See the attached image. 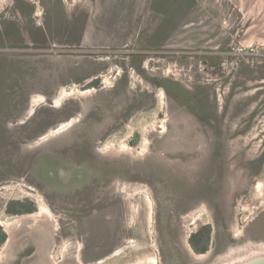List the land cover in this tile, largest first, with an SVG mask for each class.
<instances>
[{"label": "rangeland", "instance_id": "1", "mask_svg": "<svg viewBox=\"0 0 264 264\" xmlns=\"http://www.w3.org/2000/svg\"><path fill=\"white\" fill-rule=\"evenodd\" d=\"M235 1L156 0L161 16L151 0H0V224L23 218L3 262L18 236L34 244L23 264L264 251V43L246 41L264 3L244 0L243 14ZM11 202L43 203L52 220L7 215ZM200 226L196 259L186 242Z\"/></svg>", "mask_w": 264, "mask_h": 264}, {"label": "flooded vegetation", "instance_id": "2", "mask_svg": "<svg viewBox=\"0 0 264 264\" xmlns=\"http://www.w3.org/2000/svg\"><path fill=\"white\" fill-rule=\"evenodd\" d=\"M90 85L95 87L97 85V82H91ZM18 206L19 205H17V203H15V202L9 203L7 208H5L7 215L16 216V215L12 214V209L18 208ZM26 208H32V207L27 206ZM20 209H22V207H20ZM24 214H30V213H24ZM24 214H21V215H24ZM209 229H210L209 226H207V227L206 226H200L196 232H191L190 236L187 238V243H188V246L190 249V253L192 252L193 254H198V255H203V254L207 253V250H208L207 249V242H208V239L210 237V230ZM192 236L194 237L193 240H191ZM20 237L21 236H18V238H16V242L14 243L12 248L8 247V249L6 250L8 252V256H10V255H12V256H10V260H8V261L6 259L3 262V264H5L6 261H7L6 264H8V263L9 264H23V263H25V261L21 260L22 258L27 256V258H28L27 260H30V259H32L31 257L33 255H35V254H32L30 256L27 255L28 253L31 252L32 248L34 247V244L29 243L30 241L25 242L24 239L21 240ZM193 242H195L197 244V247L193 246ZM9 243H10V237H9L8 233L5 232V230L2 228V225L0 224V253L3 252L2 250L6 249L7 245L9 246ZM5 257H6V254H5Z\"/></svg>", "mask_w": 264, "mask_h": 264}, {"label": "bare ground", "instance_id": "3", "mask_svg": "<svg viewBox=\"0 0 264 264\" xmlns=\"http://www.w3.org/2000/svg\"><path fill=\"white\" fill-rule=\"evenodd\" d=\"M240 5H241V1H239ZM58 102V101H57ZM58 104V103H57ZM60 104V103H59ZM75 122V119H70V120H67L65 123H62L58 128L57 130H53V131H49L47 134H45L42 138H39L37 143H40L41 141L45 140V139H49V138H53V136L59 134L60 132L66 130L68 127H70L73 123ZM43 203H40L38 204V209L35 213L33 214H30L29 217L33 220H41L42 219H51L52 220V216L49 215V212L47 209H45V206L42 205ZM27 219V218H26ZM196 218H194V221H195ZM23 220L22 219H15L13 222H11L9 225L4 223V224H1L2 225V228H4L5 232H8L9 234H11L12 232V227H18L19 224L21 223V221ZM193 221V222H194ZM20 227V226H19ZM234 233V231H233ZM5 246V245H4ZM8 246V245H7ZM186 246H187V249L188 251L190 252V249H189V246H188V243L186 242ZM4 251V250H2ZM192 253V252H191ZM193 254V253H192ZM264 254V251H261V250H258V249H254V248H249L247 249V251L245 252H241V253H235L233 255H230V257L228 258L227 261H224V262H221L219 264H235L237 262H242L243 260H247L253 256H256V255H262ZM3 256H5V253L4 252H1L0 253V263L3 259ZM193 256L198 259V258H201L202 256L203 257H206V255H198V254H193ZM3 262V261H2Z\"/></svg>", "mask_w": 264, "mask_h": 264}, {"label": "trees", "instance_id": "4", "mask_svg": "<svg viewBox=\"0 0 264 264\" xmlns=\"http://www.w3.org/2000/svg\"><path fill=\"white\" fill-rule=\"evenodd\" d=\"M43 1H45V0H43ZM46 7H48V9H49V12L51 11V10H54L55 9V12L57 11V9H59V8H56V7H52L51 9H50V4H48V5H46ZM161 9V5H157L156 4V0H151V2H150V11L151 12H153V13H157V14H155V15H161V16H163L161 13H160V11H162V10H160ZM175 8H174V6H172V8L171 9H169V11H171V13H174V12H172L173 10H174ZM169 15H171V14H169ZM165 20H168L169 21V19H163L162 18V20H161V22H160V24L158 25V29L159 30H161V32H163V33H165V34H167L166 35V37H165V39H167V37L169 36V30H170V28H171V26H172V24L171 23H169V24H166V22H165ZM13 23V22H12ZM14 28L17 30V32L16 33H18L19 34V31H18V29H17V24L14 22ZM157 29V30H158ZM0 30H1V33H0V40H2V36H4V37H8V35H9V33H8V31L3 27V26H1V28H0ZM7 31V32H6ZM165 39H159L158 41H154V42H150V44L151 45H155V46H158V45H160L162 42H164L165 41ZM0 69H1V62H0ZM1 71V70H0ZM1 75V74H0ZM2 84H4V82H3V80H2V78L0 77V92H2L1 90V87L3 86ZM163 90H166V85H161L160 86ZM4 100H5V97H4ZM4 100L1 102V104L4 102ZM18 204V203H17ZM19 206L20 207H22V209H20V207H18V208H15V209H12V214L13 215H21V214H24V213H32L33 212V208H26V206L27 205H25V204H19ZM194 239V237L192 236V238H191V240H193ZM193 246L194 247H197V244L195 243V242H193Z\"/></svg>", "mask_w": 264, "mask_h": 264}, {"label": "crops", "instance_id": "5", "mask_svg": "<svg viewBox=\"0 0 264 264\" xmlns=\"http://www.w3.org/2000/svg\"><path fill=\"white\" fill-rule=\"evenodd\" d=\"M41 1V0H40ZM229 1H231V0H229ZM239 1H241V5H240V3H239ZM243 1L244 0H236L235 1V5H236V7H237V10L239 11V13H243V14H248V12H249V10H248V6H247V12H243V11H241V9H243L244 8V6H245V4L243 3ZM251 1H257V0H251ZM259 1V0H258ZM261 3H264V0H261L260 1V4ZM250 4V3H249ZM264 6V5H263ZM263 9V8H262ZM264 9L262 10V12H261V15H263L264 13ZM259 12H256V14H258ZM246 19V18H245ZM261 23V24H260ZM260 23L258 24V23H255L254 25H252L251 27V30L249 31V33L251 34L249 37H248V40H246L247 42H249V43H253V42H255V41H260V42H263L264 43V25L262 24V22L260 21ZM1 26H3V24H0ZM1 26H0V28H1ZM17 26H19V24L17 23ZM37 30H39L40 31V29H39V27L40 26H34ZM35 29V30H36ZM245 38V37H244ZM246 42V43H247ZM248 43V44H249ZM2 46H4V45H0V47H2Z\"/></svg>", "mask_w": 264, "mask_h": 264}, {"label": "water", "instance_id": "6", "mask_svg": "<svg viewBox=\"0 0 264 264\" xmlns=\"http://www.w3.org/2000/svg\"><path fill=\"white\" fill-rule=\"evenodd\" d=\"M235 264H264V254L253 256L242 262H237Z\"/></svg>", "mask_w": 264, "mask_h": 264}, {"label": "built area", "instance_id": "7", "mask_svg": "<svg viewBox=\"0 0 264 264\" xmlns=\"http://www.w3.org/2000/svg\"><path fill=\"white\" fill-rule=\"evenodd\" d=\"M241 47H242V49H240L238 51L239 53L242 52V51H244L245 49H250V53H254V49L253 50L251 49L252 46H249V48H245L244 46H241Z\"/></svg>", "mask_w": 264, "mask_h": 264}]
</instances>
